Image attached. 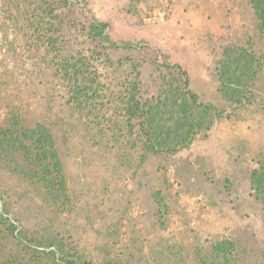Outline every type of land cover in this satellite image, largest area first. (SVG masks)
I'll return each instance as SVG.
<instances>
[{"label":"rangeland","instance_id":"rangeland-1","mask_svg":"<svg viewBox=\"0 0 264 264\" xmlns=\"http://www.w3.org/2000/svg\"><path fill=\"white\" fill-rule=\"evenodd\" d=\"M86 1L109 23L113 40L180 64L199 100L221 114L208 135L143 162L127 144L128 130L88 132L86 122L59 114L53 128L67 190L58 201L38 177L17 166L22 158L12 163L0 150V264L6 253L17 254L23 245L34 249L45 238L61 242L76 264H197V251L206 253L227 236L246 264L260 263L264 209L251 172L264 161V35L248 1ZM241 49L244 55L253 50L262 64L239 102L227 97L229 82L222 76L228 52ZM120 53L134 60L154 57L122 51L113 58ZM3 117L0 77V128ZM3 217L15 226L16 239L5 231Z\"/></svg>","mask_w":264,"mask_h":264},{"label":"trees","instance_id":"trees-1","mask_svg":"<svg viewBox=\"0 0 264 264\" xmlns=\"http://www.w3.org/2000/svg\"><path fill=\"white\" fill-rule=\"evenodd\" d=\"M247 1L264 35V0ZM110 32L109 23L101 21L86 0H0L1 154L12 163L22 158L17 166L38 177L56 201L67 190L53 128L59 114L86 122L88 132L123 135L128 130L127 144L141 152L142 162L150 154L176 153L197 136L208 135L221 114L199 100L180 64L132 42L115 41ZM122 51L154 57L134 60L120 53L113 58ZM240 51L228 52L222 76L225 85L229 82L227 97L239 102L262 64L253 50L245 55ZM36 101L38 110L33 112ZM257 162L251 185L264 209V161ZM7 221L3 217L4 229L16 239V228ZM210 245L206 253L197 251V264H246L233 238ZM23 248L6 253L3 264L77 263L54 239H37L34 249ZM261 252L262 261L256 264H264V249Z\"/></svg>","mask_w":264,"mask_h":264}]
</instances>
